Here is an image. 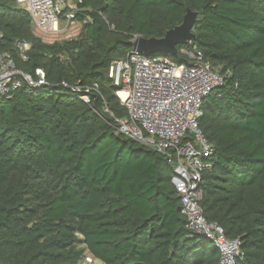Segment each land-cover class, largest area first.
<instances>
[{
    "label": "trees",
    "instance_id": "trees-1",
    "mask_svg": "<svg viewBox=\"0 0 264 264\" xmlns=\"http://www.w3.org/2000/svg\"><path fill=\"white\" fill-rule=\"evenodd\" d=\"M80 34L45 43L14 0H0V51L52 92L26 83L0 99V264H218L191 231L161 153L115 132L127 115L108 77L134 36L161 38L196 13L192 40L224 76L202 101L198 126L213 147L199 183L207 221L240 242L236 264H264V0H83ZM85 20V22H84ZM16 41L29 44L23 59ZM99 85L85 103L58 83Z\"/></svg>",
    "mask_w": 264,
    "mask_h": 264
},
{
    "label": "built area",
    "instance_id": "built-area-1",
    "mask_svg": "<svg viewBox=\"0 0 264 264\" xmlns=\"http://www.w3.org/2000/svg\"><path fill=\"white\" fill-rule=\"evenodd\" d=\"M31 18L32 31L45 43L72 40L82 29L78 19L83 0H14ZM85 22V20H84ZM1 37V32H0ZM132 48L124 58L114 60L108 77L118 87L116 96L127 115L117 118L104 107L114 121L115 132L167 157L173 166L171 182L180 198L187 227L212 241L219 251L218 264H236L243 254L238 239H228L221 225L207 221L199 205L202 174L211 167L213 147L205 140L198 119L202 116L203 99L223 83L224 76L203 60L200 51L182 50L189 62L177 64L166 56H148ZM14 46L25 59L26 41ZM35 77L19 70L9 51H0V99L8 97L22 83L32 88L54 90L42 69ZM69 94L90 103L99 94L97 83L90 85H57ZM120 92L124 97L120 96ZM76 264H106L84 252Z\"/></svg>",
    "mask_w": 264,
    "mask_h": 264
},
{
    "label": "water",
    "instance_id": "water-1",
    "mask_svg": "<svg viewBox=\"0 0 264 264\" xmlns=\"http://www.w3.org/2000/svg\"><path fill=\"white\" fill-rule=\"evenodd\" d=\"M196 19V13L187 11L182 22L166 31L161 38H144L138 36L134 42V47L148 56L169 53L176 55L177 45H187L192 40V26Z\"/></svg>",
    "mask_w": 264,
    "mask_h": 264
},
{
    "label": "rangeland",
    "instance_id": "rangeland-1",
    "mask_svg": "<svg viewBox=\"0 0 264 264\" xmlns=\"http://www.w3.org/2000/svg\"><path fill=\"white\" fill-rule=\"evenodd\" d=\"M38 37H39V36H38ZM60 41H64V40L61 39V40H57V41H55V42H60ZM55 42H53V43H55Z\"/></svg>",
    "mask_w": 264,
    "mask_h": 264
},
{
    "label": "bare ground",
    "instance_id": "bare-ground-1",
    "mask_svg": "<svg viewBox=\"0 0 264 264\" xmlns=\"http://www.w3.org/2000/svg\"><path fill=\"white\" fill-rule=\"evenodd\" d=\"M120 96L124 97V94L122 92H120Z\"/></svg>",
    "mask_w": 264,
    "mask_h": 264
}]
</instances>
